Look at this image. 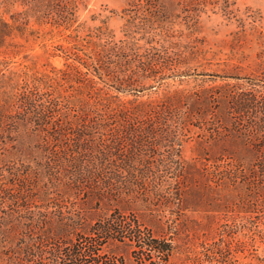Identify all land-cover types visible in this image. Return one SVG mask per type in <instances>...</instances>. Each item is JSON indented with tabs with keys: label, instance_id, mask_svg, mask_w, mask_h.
Returning a JSON list of instances; mask_svg holds the SVG:
<instances>
[{
	"label": "trees",
	"instance_id": "trees-1",
	"mask_svg": "<svg viewBox=\"0 0 264 264\" xmlns=\"http://www.w3.org/2000/svg\"><path fill=\"white\" fill-rule=\"evenodd\" d=\"M71 2L51 3L56 23ZM7 26L0 22L1 32ZM108 44L91 48L89 74L130 90L137 80L122 76L113 57L125 58L132 47ZM155 61L149 59L146 78L162 71ZM89 74L76 67L33 75L0 69V264H116L99 255L111 240L137 248L140 258L158 252L165 264L172 242L144 228L142 213L124 215L156 203L182 213L206 201L219 233H247L253 246L264 241V95L217 91L201 101L205 108L195 105L202 99L195 93L184 98L194 103L181 106L180 92L121 102L114 97L116 103ZM71 81L79 85L61 93ZM192 127L201 130L204 153L189 162L180 148ZM174 139L171 161L178 168L159 173L147 161L145 168L130 169L136 158L171 147ZM120 159L127 173L120 172ZM83 205L97 214L93 222ZM156 213L148 217L164 229ZM226 246L229 251L231 243Z\"/></svg>",
	"mask_w": 264,
	"mask_h": 264
},
{
	"label": "rangeland",
	"instance_id": "rangeland-1",
	"mask_svg": "<svg viewBox=\"0 0 264 264\" xmlns=\"http://www.w3.org/2000/svg\"><path fill=\"white\" fill-rule=\"evenodd\" d=\"M54 1L0 0V22L8 24L0 30L3 75L51 73L71 67L89 74L92 69L87 64L95 57L91 48L99 50L95 44L109 42L110 47L125 43L131 51L127 50L125 58H113L122 76L137 80L130 90L120 91L117 86L105 85L96 73L89 74L98 87L120 102L136 95L146 100L180 92V105L188 106L195 99L184 98L195 93L196 97L202 95L195 105L205 108L206 101H201L217 91L264 95V0H73L58 23L54 21ZM152 58L162 70L155 79L146 78L149 70L144 71ZM69 85L79 83L64 82L61 93L67 94ZM192 128L180 148L181 156L189 162L204 153L197 138L201 130ZM171 143V147L162 146L156 153L136 158L130 169L145 168L148 161L156 172L175 170L177 165L171 160L178 146L175 139ZM118 163L120 172L127 173L125 160ZM80 197L83 203L85 198ZM69 205H64L65 215ZM208 205L195 201L182 213H168L156 203L144 212L127 209L124 215L131 218L142 213L146 216L141 221L144 228L172 242L165 264H264V241L253 246L247 233H219L220 226H212ZM83 208L93 222L97 214L89 205ZM154 212L163 216L164 229L148 217ZM226 243H231L229 251ZM137 250L126 242L111 240L100 248L99 255L116 264H164L160 260L164 256L158 252L140 258Z\"/></svg>",
	"mask_w": 264,
	"mask_h": 264
}]
</instances>
